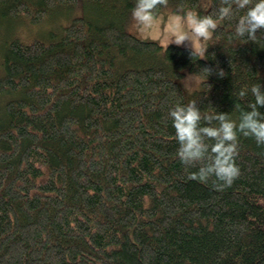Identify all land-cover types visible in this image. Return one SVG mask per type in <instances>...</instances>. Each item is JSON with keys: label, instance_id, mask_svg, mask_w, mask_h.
Segmentation results:
<instances>
[{"label": "trees", "instance_id": "16d2710c", "mask_svg": "<svg viewBox=\"0 0 264 264\" xmlns=\"http://www.w3.org/2000/svg\"><path fill=\"white\" fill-rule=\"evenodd\" d=\"M230 2L202 57L125 31L136 0H0V264H264V144L238 134L240 173L218 188L190 178L168 114L195 99L238 120L264 90V29L236 36L245 9ZM53 14L69 20L12 35ZM185 67L200 77L189 96Z\"/></svg>", "mask_w": 264, "mask_h": 264}, {"label": "clouds", "instance_id": "9594fccd", "mask_svg": "<svg viewBox=\"0 0 264 264\" xmlns=\"http://www.w3.org/2000/svg\"><path fill=\"white\" fill-rule=\"evenodd\" d=\"M159 2L136 0L132 15L140 30L151 26L155 19L154 9ZM235 6L245 11L237 19L234 34L256 40L257 30L264 29V0H235ZM232 13L233 3L230 0L219 6L215 16L200 14L191 8L178 13L176 19L179 23L169 36V43L185 44L190 47L191 55L204 53L206 41L218 24ZM205 69L209 74L211 70ZM217 71L219 76H224L222 68ZM247 91L246 87H242L238 95L245 96ZM250 91L254 100L249 102L247 109H241L238 120L229 118L228 112H202L195 99L187 104L177 103L168 110L178 144L176 155L186 165L199 164L195 171L189 173L190 178L206 182L214 177L218 188L229 186L240 173L235 162L238 134L252 136L257 144H264V113L259 110L260 106H264V90L259 83H254Z\"/></svg>", "mask_w": 264, "mask_h": 264}, {"label": "rangeland", "instance_id": "374dc122", "mask_svg": "<svg viewBox=\"0 0 264 264\" xmlns=\"http://www.w3.org/2000/svg\"><path fill=\"white\" fill-rule=\"evenodd\" d=\"M187 9L189 8H185L182 11H177L175 10V8L172 7L170 3L163 4L162 8L159 11L155 12V19L151 26L143 31L140 30L137 26V23L131 12L128 21L124 26V29L125 31L134 35L141 41H156L162 46L170 44L177 45L175 43H169V36L175 32L179 23L176 19V14L182 13ZM82 10V5H78V8L75 11L73 10L74 12H72V18H74V16L76 15L82 14ZM194 10H196L200 14H206V9L204 6H197L196 8H194ZM61 17L62 16L58 14H53L50 19H47L39 24H29L27 21L24 20V26L14 24L12 28V35L17 36L19 39L25 42L31 41V39L33 38H41L42 36H44L43 34L47 31L57 28L59 24L64 25L69 20L68 18ZM220 23L218 24V26L220 25ZM208 40L206 41V45L208 43ZM179 46L187 48L185 44H180ZM198 53L199 52H197V54ZM204 54L205 52L199 53V55L202 57L204 56ZM181 73L182 75L177 77V82L178 84H180L184 94L189 96V94L199 88L200 77H198L195 73L191 72L188 67L182 68Z\"/></svg>", "mask_w": 264, "mask_h": 264}]
</instances>
